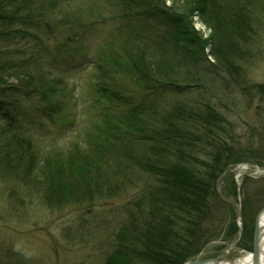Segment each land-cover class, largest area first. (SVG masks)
<instances>
[{"label": "trees", "instance_id": "1", "mask_svg": "<svg viewBox=\"0 0 264 264\" xmlns=\"http://www.w3.org/2000/svg\"><path fill=\"white\" fill-rule=\"evenodd\" d=\"M224 1L196 0L195 3L194 0V3L200 21L212 31L210 53L216 67L238 81L234 61L241 53L237 46L245 45L252 27L248 10H241L240 6L252 0ZM78 2L0 0V109L6 111L0 115L12 119L19 111L17 96L38 101L43 113L55 112V106L46 105L51 90L46 69L62 61L64 48L52 51L48 42L56 33L60 36L79 24L84 25L83 31L92 29L96 20H91L96 3L86 11ZM101 2L102 11L111 14L107 19L116 22L120 37L128 44L120 54L111 52L116 61L114 69L129 76L146 100L137 103L135 96L125 89V92L101 90L114 101L115 111L110 113L117 120L113 125L103 123L97 131V141L88 145L89 150L75 155L78 164L68 163L73 172L76 169L84 173L82 179L62 167L59 179L36 178V158L29 154L30 161L25 163L27 147L21 142L24 137L18 134L16 153L4 146L0 167L14 176L20 175L30 190L35 191L33 187L38 182L40 194L44 195L47 206L53 208L84 203L98 192L100 195L105 192L103 195L109 200L118 198L124 191L122 169L141 170L148 177L144 187L147 195L136 201L137 213L124 230L125 237L120 238L123 239L117 258L120 260L109 259L107 264H184L220 236L203 228L211 202L217 198L219 177L230 166L255 161L252 160L255 157L251 150L236 147L227 123L208 105L191 107L179 101L172 105L160 102L164 93L178 91L173 86L168 89L167 84L185 82L192 88L210 66L209 60L199 56L202 46L197 44L198 39L182 29V18H192L189 11L192 0ZM84 13H89L88 21L81 17ZM130 23L133 25L128 26ZM197 49H200L198 53ZM172 62L177 64L172 66ZM114 69L108 74L116 75ZM180 69H186L185 73ZM11 78L17 80L16 86L8 85ZM11 93H14L12 100L8 96ZM109 131L113 134L108 135ZM48 155H44L46 164ZM120 158L129 159L134 167L119 164ZM91 174L97 178L95 181Z\"/></svg>", "mask_w": 264, "mask_h": 264}, {"label": "rangeland", "instance_id": "2", "mask_svg": "<svg viewBox=\"0 0 264 264\" xmlns=\"http://www.w3.org/2000/svg\"><path fill=\"white\" fill-rule=\"evenodd\" d=\"M77 1L86 11L96 3L91 11V20H96L92 22V29L83 31L84 25L79 24L60 36L56 33V37L48 42L52 51L64 48L62 61L52 69H46L48 74L50 71L47 76L51 88L46 105L55 106V112L43 113L38 101H27L18 96L15 101L19 111L12 119L2 116L6 111L0 109V156L4 146L12 154L16 153L17 134L24 137L21 142L27 147L28 159L24 161L29 163V154L35 156L36 178L59 179L60 167L72 176L84 177L80 170L73 172L68 163L78 164L75 155L89 150L88 145L97 141V131L103 123L113 125L117 120L110 113V110L115 111L114 101L108 93L105 95L110 99L102 94L103 88L104 92L105 89H125L130 96H135L137 103L146 100L129 76L114 69L116 61L111 52L120 54L128 44L120 37L116 22L107 19L111 14L102 11V0ZM195 3L192 0L189 8L192 18H182V29L198 39L197 44L202 46L199 56L209 60L210 66L207 74L199 75V82L192 88L185 82L167 84L168 89L173 86L178 91L164 93L160 102L172 105L179 101L181 105L191 107L208 105L227 123L226 128L236 147L242 151L251 150L255 161L230 166L223 171L217 183V198L211 202L212 208L203 226L209 233L220 236L184 264H204L212 260L218 264L235 263L254 253L256 221L264 209V0H252L240 6L241 10H248L252 27L246 35L245 45L237 46L241 53L234 61L238 81H233L227 72L216 67L210 53L212 31L200 21ZM169 6L170 1L167 2ZM81 17L88 21L90 16L84 13ZM111 68L116 75L108 74ZM7 82L9 86L17 84L12 78ZM8 96L12 100L14 93ZM112 134L113 131L108 132V135ZM90 137L96 140H90ZM108 142L111 143V139ZM46 153H50L48 164L44 162ZM119 160V164L127 168L134 167L129 159ZM5 171L0 167V264H107L109 259L120 260L117 259L121 254L118 253L123 240L120 238L125 237L130 219L137 211L136 201L147 195L144 187L148 177L141 170L122 169L124 191L118 198L109 200L103 195L105 192L102 195L98 192L99 195L94 193L84 203L57 208L47 206L38 182L33 187L35 191L30 190L20 175ZM90 177L93 181L97 179L93 174Z\"/></svg>", "mask_w": 264, "mask_h": 264}, {"label": "bare ground", "instance_id": "3", "mask_svg": "<svg viewBox=\"0 0 264 264\" xmlns=\"http://www.w3.org/2000/svg\"><path fill=\"white\" fill-rule=\"evenodd\" d=\"M256 222H258V226H259V252H258L259 258L257 263L264 264V211H262V213L259 215L258 220ZM227 264H256V263L254 262L253 254H249L244 258L236 260L235 263L233 262Z\"/></svg>", "mask_w": 264, "mask_h": 264}, {"label": "water", "instance_id": "4", "mask_svg": "<svg viewBox=\"0 0 264 264\" xmlns=\"http://www.w3.org/2000/svg\"><path fill=\"white\" fill-rule=\"evenodd\" d=\"M254 232H255V235H254V253H253V256H254V262L256 264H258L257 263L258 262V258H259V253H258L259 252V226H258V222H257V225H256V230ZM190 264H203V263H190ZM204 264H218V263L215 260H212V261H209V262H205Z\"/></svg>", "mask_w": 264, "mask_h": 264}]
</instances>
